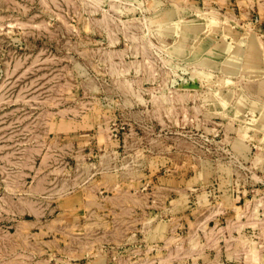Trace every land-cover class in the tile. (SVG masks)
<instances>
[{
	"label": "rangeland",
	"instance_id": "rangeland-1",
	"mask_svg": "<svg viewBox=\"0 0 264 264\" xmlns=\"http://www.w3.org/2000/svg\"><path fill=\"white\" fill-rule=\"evenodd\" d=\"M0 264H264V0H0Z\"/></svg>",
	"mask_w": 264,
	"mask_h": 264
}]
</instances>
